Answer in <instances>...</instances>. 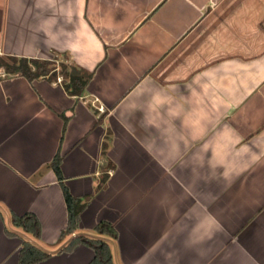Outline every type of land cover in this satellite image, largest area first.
Here are the masks:
<instances>
[{"label":"crops","instance_id":"obj_1","mask_svg":"<svg viewBox=\"0 0 264 264\" xmlns=\"http://www.w3.org/2000/svg\"><path fill=\"white\" fill-rule=\"evenodd\" d=\"M0 56L92 75L82 96L0 79V264L24 242L90 264L78 236L114 264H264V0H0ZM59 151L84 205L66 236ZM29 213L39 238L13 224Z\"/></svg>","mask_w":264,"mask_h":264},{"label":"trees","instance_id":"obj_2","mask_svg":"<svg viewBox=\"0 0 264 264\" xmlns=\"http://www.w3.org/2000/svg\"><path fill=\"white\" fill-rule=\"evenodd\" d=\"M8 61H11L13 65H10ZM0 64L6 66L8 71H14L13 73H19L22 76L26 77L29 81H33L39 78H47L50 75L54 77L58 74H55L57 67H53V63L48 61L33 60V59H18L15 57H2L0 56ZM67 69L66 67H64ZM11 69V70H10ZM71 73L66 74L67 84L65 86L73 95L82 96L86 90V87L89 81L92 78V75L79 71L72 68ZM62 156L60 151L55 156L52 162V168L54 169L59 183L62 187L64 198L67 204L69 212V223L67 230L63 233L64 236L73 234L77 228L80 221V214L84 209V205L81 204V201L78 198L73 197L68 188L64 184V177L61 171ZM13 224L22 228L25 232L32 234L34 237L39 238L42 234V226L35 214L29 213L24 216L13 215L12 217ZM96 233L99 235H106L111 239L117 238V232L114 227L108 222H101L96 227ZM12 235V234H10ZM87 245L95 251V258L90 264H114V257L110 247V244L104 239L89 238L87 236H78L74 238L70 244L64 248L66 252H72L78 245ZM51 254L44 252L30 242H24L23 248L20 251V264H37L39 262L47 260Z\"/></svg>","mask_w":264,"mask_h":264},{"label":"rangeland","instance_id":"obj_3","mask_svg":"<svg viewBox=\"0 0 264 264\" xmlns=\"http://www.w3.org/2000/svg\"><path fill=\"white\" fill-rule=\"evenodd\" d=\"M60 60L61 61H60L59 64L57 63L56 65L53 66V67H57V71L55 72V74H58V78L56 76V82H59V83H61L63 81L66 82V79H65L66 78V74L67 73H71L73 71L72 67H70V63H67V58H65V57L62 58L61 57ZM8 63L10 65H13L11 61H8ZM65 64L68 66L67 69L64 68ZM0 71H1L0 72V79L5 78L6 76L10 75L11 72H14V71H11V72L8 71L7 67L6 66H2L1 64H0ZM59 78L62 79L61 82L59 81Z\"/></svg>","mask_w":264,"mask_h":264},{"label":"clouds","instance_id":"obj_4","mask_svg":"<svg viewBox=\"0 0 264 264\" xmlns=\"http://www.w3.org/2000/svg\"><path fill=\"white\" fill-rule=\"evenodd\" d=\"M153 99H154V101L158 99V100H159V103H161V104L167 102V101L165 100V98H163V97H153Z\"/></svg>","mask_w":264,"mask_h":264},{"label":"built area","instance_id":"obj_5","mask_svg":"<svg viewBox=\"0 0 264 264\" xmlns=\"http://www.w3.org/2000/svg\"><path fill=\"white\" fill-rule=\"evenodd\" d=\"M1 72V71H0ZM59 81L61 82L62 81V79L61 78H59Z\"/></svg>","mask_w":264,"mask_h":264}]
</instances>
